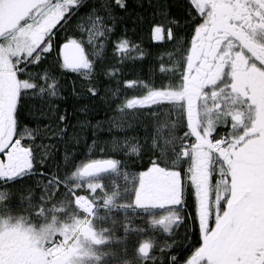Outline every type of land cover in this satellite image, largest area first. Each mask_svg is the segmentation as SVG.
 Instances as JSON below:
<instances>
[{
	"label": "snow or ice",
	"instance_id": "snow-or-ice-1",
	"mask_svg": "<svg viewBox=\"0 0 264 264\" xmlns=\"http://www.w3.org/2000/svg\"><path fill=\"white\" fill-rule=\"evenodd\" d=\"M51 3L54 7L49 19L54 26L40 45V49L48 46L47 50L35 60L38 71L32 81L26 82L15 96L11 139L0 132V162L7 164L13 146L19 145L28 163L15 175H0V188L9 189L21 203L26 191L34 194L36 189L40 205L57 196L70 199L79 216L56 231L60 243L50 253L52 264H83V243H109L97 233L94 220L103 218L99 216L101 208L110 211L120 206L141 213L156 208L167 210L160 223L168 235L177 220L189 225L184 240L175 247H157L151 238L134 242L132 252L142 264H156L157 260L159 264H264V243L253 247L250 258L235 251L231 259L223 256L225 240L233 231L228 217L239 216L264 199V155L253 146L240 151L244 145L240 141L223 155L218 152L219 169L209 161L208 184L215 186L214 192L223 191L225 195L216 210L209 198L206 224L202 225L198 211V185L188 152L192 145L209 149L200 143L206 129L198 126L194 130L189 118L192 85L188 70L196 30L203 16L197 13L194 23L185 22L184 26L191 31L181 29L178 36L181 24L176 16L178 5L171 0H51ZM145 3L147 15L140 12L132 17L129 28L125 21L131 16L130 5L144 9ZM187 3L191 10H184V15L191 20L196 9L192 0ZM145 31L150 40L147 45L139 38ZM3 39L0 36V41ZM70 43L78 44L84 53L78 66H68L60 54ZM165 44L170 50H164ZM176 51L183 53L179 60L181 67L172 73L165 61L170 64ZM129 63L138 65L134 76L132 69L125 72ZM191 72L194 75L196 69ZM69 75L73 78L69 80L71 93L67 95L66 89L60 90V84ZM28 77L25 71L21 78L27 81ZM77 78L81 88H77ZM131 88L142 91L129 99ZM223 99L230 100L233 108L245 100L249 109L255 107L251 93ZM230 111L225 110L224 123L210 122L213 130L208 139L223 149L229 148L228 139L233 131L243 127L232 120ZM103 133L109 134V138L104 139ZM252 135L260 137L262 133L256 131ZM230 165L233 167L229 168ZM225 169H229L227 173ZM121 170L126 186L121 190L116 184L109 190L104 177L110 172L120 175ZM222 180L226 183L222 184ZM128 193L130 200L122 205L115 203ZM157 197H165L168 202L157 203ZM124 251L127 253L128 248ZM210 255H219L220 259L210 260Z\"/></svg>",
	"mask_w": 264,
	"mask_h": 264
},
{
	"label": "rangeland",
	"instance_id": "rangeland-1",
	"mask_svg": "<svg viewBox=\"0 0 264 264\" xmlns=\"http://www.w3.org/2000/svg\"><path fill=\"white\" fill-rule=\"evenodd\" d=\"M251 1L255 6L250 4ZM192 3L204 19L202 25L196 31V40L193 43L192 50L205 46L207 48L206 52L208 50L211 51V54H208L207 58H213L210 71L212 74L206 80L210 87L205 90L199 89V94L191 88L192 95L190 96L189 107V118L193 129L195 130L198 126H203L206 129L200 143L207 145L209 150L205 151L203 148L198 147L196 151H189L188 154L189 156H196L198 154V160L194 166L196 173H193V176L194 181L195 179L196 182L198 180L201 181V186L198 190L199 205H201V211L204 214V222H207L209 198L215 188V186H209L208 184V163L211 161L215 165V168L219 169L218 161L220 159L218 158V152L220 155H223L224 152L228 151V149L223 151L220 145H213L209 142L210 139L208 140V137L213 130V125L210 122L214 121L216 124L225 122L224 112L230 109L232 120H235L240 125L243 122L242 119L244 117L249 118L251 113L258 116L261 109L259 103L262 100L264 101V27L261 23L264 21L258 20L253 14V12H256L264 15V0H192ZM237 4L240 7L235 9ZM53 7L54 5L51 3V0H0V36L4 38L3 41H0L1 122L5 121L9 125L12 123V104L15 96L19 94L26 83L21 76L27 71L29 73L28 78L32 79L35 71L30 68L35 66V60L39 58V55H42L47 50L48 46L40 49V45L54 26L53 22L49 19V13ZM221 7L224 9H235V11L228 13L225 9L220 12ZM220 16L225 17L226 23L222 24ZM231 16L233 17L232 20ZM240 31L246 39L239 35ZM221 37L224 41L222 49L219 50L216 46L219 44L218 39H222ZM228 38H230L231 43ZM253 47H255V50ZM38 49L40 50L39 52L37 51ZM75 49V46L70 45L66 46L63 50V56H66L67 52L73 54V56L71 55L73 60H68L72 66L80 64L79 55ZM217 50L220 53L218 52L217 54ZM33 53H37V55L33 56ZM203 56H199V62L203 63ZM195 67L199 69V66L195 65ZM192 77V72L188 71V81H192ZM227 78L229 79L228 81ZM221 81L227 82L222 91H220V88L216 89ZM203 88H205V85ZM214 90H218L219 92H215ZM210 91L213 94H210ZM248 93H251L252 103L255 105L253 109L247 107L248 100H245L244 103H237L236 107L233 108L230 100L223 99V97L233 94L247 96ZM199 95L204 96L200 101ZM223 103L224 108L222 109L221 104ZM7 130L8 136L13 133L12 128ZM3 131L5 129H2ZM234 132L232 133L234 138L232 146L239 145L238 143H240V138ZM261 133L260 137L264 138L262 131ZM252 134L253 132L249 131L245 136L249 137ZM248 144L244 145L247 147L249 146ZM232 167L230 165L229 168ZM228 170L225 169V172L227 173ZM221 183H226V180H222ZM156 191L159 192V189L157 188ZM214 193L217 197H214L212 207L216 210L218 202L223 199L225 193L223 191ZM156 202L163 204L167 203L168 199L157 197ZM231 203L232 201L230 200L229 204L231 205ZM256 205L243 210L239 216H233L231 239H235L241 234L246 236L251 230L254 228L258 229L264 224V199ZM155 210H159L161 214H168L167 211H161L159 208ZM176 224L173 223L172 226L174 227ZM42 237L45 238L40 233H36L30 228L25 227L21 221L0 224V264H52L50 253L54 251L55 247L46 252ZM239 240L241 241V239ZM253 240H250L247 244L256 246L260 243V239ZM242 241L244 242V240ZM88 246H91L89 242L83 243L81 258L87 256L86 250H88ZM230 249L232 251L233 244L224 249L223 254L225 252L228 253ZM236 250L233 249V252ZM219 257V255H212V259L210 260H215ZM83 264L92 263L85 260Z\"/></svg>",
	"mask_w": 264,
	"mask_h": 264
},
{
	"label": "trees",
	"instance_id": "trees-1",
	"mask_svg": "<svg viewBox=\"0 0 264 264\" xmlns=\"http://www.w3.org/2000/svg\"><path fill=\"white\" fill-rule=\"evenodd\" d=\"M171 2L178 5L176 16L180 20L181 24L180 28L177 29V35L179 36L180 34H182L181 29H183L184 32H190V28H186L184 26L185 22H187L188 24L194 23L198 18L197 13L199 12L196 10V12L192 13V19L187 20L184 15V10H191L189 8L187 0H171ZM130 8L132 9L131 16L127 17L125 21L128 23L129 28L132 27V17L136 16L140 12H145V14L147 15L146 9L148 8V5L147 3H145L144 9L135 7L134 5H130ZM202 23L199 25V27L202 25ZM137 26L139 27V25ZM129 36H132L131 32H129ZM139 38L146 45L150 43L146 31ZM163 48L166 51L170 50V46L167 44H165ZM94 50L95 49H93V51ZM182 55V51H176L173 53L172 61L170 64L167 60L165 61L166 65L171 69L172 73L180 70L181 66L179 64V60ZM192 56L193 50L191 51L189 69ZM147 63L148 61H145V64ZM40 67L42 68L43 65H41ZM135 67H138V65L134 66L133 64L129 63L125 66V72L127 73L128 69H132L131 74L134 76L136 75ZM30 69L34 70L35 73L38 71L36 66H33V68ZM101 71H103V67H101ZM72 78L73 77L69 75L68 78L64 79L60 84V90L66 89L65 94L67 95H70L71 93V84L69 83V80H71ZM30 80L32 79L30 78ZM228 80L229 79L227 78V81ZM226 84V81H221L216 89L220 88V91H222ZM81 87V82L77 78V88ZM141 91L142 89L140 88L129 89L128 98H135L140 94ZM117 135L121 134L117 133ZM102 136L104 139L109 138V134L107 133H103ZM195 146L196 145H192L189 149L194 148ZM190 167L192 168V166ZM104 183L108 186L109 190H113L114 185L116 184L120 185L121 190H123V188L126 186L123 181L122 170L120 175H117L114 172L108 173L104 177ZM85 196H89V194L85 193ZM197 197L198 211L203 225L206 224V222H204V214H202L200 208L201 205H199L200 200L198 190ZM89 198L95 199V197L91 196H89ZM130 199L131 193H128L127 195L118 198L115 203L117 205H122L124 201ZM22 200L23 202L21 203L19 197H13L10 194L9 189L0 188V224L5 222L14 223L21 221L23 225H25V227L30 228L36 233H40L41 236H45V238L42 237V239L44 240V249L46 252L60 243L58 237L56 236V231L61 230L65 224L71 223L74 217L79 216V214L76 213L74 208L72 207L69 198L62 199L61 197L57 196L55 199H52L49 202L40 205L39 189H36L34 194L26 191L23 194ZM49 203L51 204V207L48 206ZM165 215L166 213L161 214L159 210L155 209H149L147 212L141 213L134 211V209L132 208L123 206L116 207L110 211H105L103 208H101L99 216L103 218H96L94 220L95 229L97 233H99L102 237L107 238L110 242L103 245L90 243L91 246H88V250H86L87 256H84V258L82 257L83 259L81 258L82 262L87 260L92 264H142V260L137 255L133 254L132 245L137 240L143 241L148 238L154 240L157 247L167 249L169 247L177 246V242L184 240V233L189 225L186 223H181L180 220H177L175 224H178H176L174 227L171 226V235H168L165 233L164 226L159 223L161 218ZM179 215L182 217L183 213H180ZM233 219L234 217L230 216L227 223L231 224ZM221 220H223L222 217ZM153 221H156V223H153ZM220 222V220L217 221L218 227L220 225ZM125 248H128L127 253L124 251ZM209 259H212V255L209 256ZM156 264H159L158 260Z\"/></svg>",
	"mask_w": 264,
	"mask_h": 264
},
{
	"label": "flooded vegetation",
	"instance_id": "flooded-vegetation-1",
	"mask_svg": "<svg viewBox=\"0 0 264 264\" xmlns=\"http://www.w3.org/2000/svg\"><path fill=\"white\" fill-rule=\"evenodd\" d=\"M250 4H253L255 6V4L252 1H251ZM238 7H240L239 4H237L235 6V9L238 8ZM222 8L223 7H221L220 12H222V10H225V9H226L225 11L228 12V13H233L235 11V9H227V8H225V9L223 8L222 9ZM253 14L256 16V18L258 20L264 21V18H263L264 15H262L261 13H260L261 15L258 14V13H256V12H253ZM220 17L222 18L221 19L222 24L223 23H226V21L224 19L225 17L224 16L223 17L220 16ZM232 19H233V17L231 16V20ZM261 23H262V25L264 27V22H261ZM251 26H252V24H251ZM240 32H239V35L244 37L243 33L241 32L242 33L241 34ZM244 39H246V38L244 37ZM218 40H219V42H218L219 44L216 47H218V49L220 50V49H222V43H223L224 39L222 38V39H218ZM228 40L230 42V38H228ZM53 45H54V42H53ZM70 45H72L73 47L75 46V48H76L75 51L78 52L79 59H80V63H82L83 62V58H84V53H83L82 49L80 48L79 45L74 44V43L66 44L64 46V48L66 46H70ZM204 47L205 46H202V47H199V48H196V49L193 50V56H192V60H191L192 63H191L190 69H189V71H191L192 68H195L196 69V72H195V74L192 77L193 80L190 81V82H192L191 83L192 89L194 91H196L197 94L200 93L199 92L200 91L199 89H204V90L206 88L209 89L210 86H208V82L206 80L212 74L210 71H211V65H212L211 64V61L213 60V58L212 57H210L211 59L210 58L209 59L207 58L208 54H211V51L208 50L206 52V49L207 48L206 47L204 48ZM64 48L61 49V52H60V54L62 56H63V50H64ZM253 48L255 50V47H253ZM219 50H217V54H218ZM67 53H68V54H66L67 59H66V56H63V57H65L64 58V62L68 66H72L71 63L68 62V60L69 61H72L73 60V58H72L73 54H71L70 52H67ZM201 55H204L203 56V63L202 62H199L200 65H202V66L199 65V69H197L198 67H195V65L197 66V61H199V56H201ZM26 67H28V65H26ZM28 81L30 82V78H28V80L26 82H28ZM204 85H205V88H203ZM214 91L217 92L216 90H214ZM209 93L210 94H213V93H211V91ZM201 95H199V101L202 100V98H204V96H201ZM259 104L261 105V109H260V112H259L260 114L258 113V116H256L255 114L251 113V115H250L249 118H245L244 117V119H242L243 122L240 125L237 124V126L239 125V126H243V127H239L238 130H234L235 131L234 133L237 134V137L240 138V141H243L244 144H248L249 143L248 145L253 146L258 153L264 155V138H262V137H253V135L252 136H249V137L245 136V134L248 133L249 131H251L253 133L256 132V131H262L263 134H264V101L262 100L261 103H259ZM223 105H224V103H223ZM256 111H257V108H256ZM243 123H244V125H243ZM1 128L2 129H5V131H3V133L6 134L7 138L10 140L13 133L8 136L7 133H6V130L12 128V123L9 125V124L5 123V121H2V122L0 121V132H2V129ZM12 131H13V128H12ZM233 141H234V138H233V135H232V137L228 139V144H229L228 151L230 150V147L232 146V142ZM209 142L211 143V140H209ZM238 144H240V143H238ZM245 147H246V145L241 146L240 151L244 150ZM196 149H198L197 146H195L194 148L189 149V151L190 152L192 150L193 151L194 150L196 151ZM222 150L224 151L226 149H223L222 148ZM197 155L198 154H196V156H193V155L189 156L190 157L189 162H190V166H192L193 173H196V168L194 166L196 164V161L198 160V156ZM237 157H239V152H237ZM218 163H219V166L221 167V160H219ZM198 178H199V176H198ZM194 182L198 185V189L197 190H199V187L201 186V181L198 180L196 182V179H195ZM232 187H233V189H235V181H233ZM214 197H217V195L214 192H212L211 193V205H213V203H214ZM218 205H219V202L217 204V207H218ZM254 206H257V205H254ZM200 208H201V206H200ZM212 209H215V208L212 207ZM208 217H209V214L207 215V219H208ZM230 237L231 236H228V238L226 240V245H225V248L224 249H226L227 247H229L230 245L233 244V249H237L235 251L236 253H238L239 255H242L243 254L245 256V258H250L251 257V252H252V249H253L254 246H252V244L248 245L247 243L250 242V240L251 241H254L253 239H255V240L260 239V243H264V224L260 228H258V229H255L254 228L246 236H244L243 234H241L239 237H237L235 239H231ZM239 239H241V241ZM242 240H244V242ZM245 241H247V242L245 243ZM233 249H232V251L230 249V250H228V253L225 252L223 254V256H224L225 259H231L232 258ZM219 259H220V257L219 258H216L215 260H219Z\"/></svg>",
	"mask_w": 264,
	"mask_h": 264
},
{
	"label": "water",
	"instance_id": "water-1",
	"mask_svg": "<svg viewBox=\"0 0 264 264\" xmlns=\"http://www.w3.org/2000/svg\"><path fill=\"white\" fill-rule=\"evenodd\" d=\"M27 163L26 154L21 151L19 145H14L8 163L0 162V175H15Z\"/></svg>",
	"mask_w": 264,
	"mask_h": 264
}]
</instances>
